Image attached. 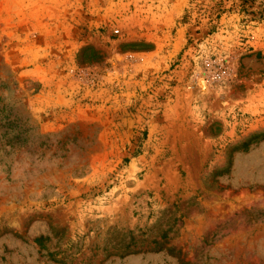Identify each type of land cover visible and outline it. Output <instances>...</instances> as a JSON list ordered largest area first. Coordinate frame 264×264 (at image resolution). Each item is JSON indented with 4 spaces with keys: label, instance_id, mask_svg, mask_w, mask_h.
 Returning <instances> with one entry per match:
<instances>
[{
    "label": "rangeland",
    "instance_id": "1",
    "mask_svg": "<svg viewBox=\"0 0 264 264\" xmlns=\"http://www.w3.org/2000/svg\"><path fill=\"white\" fill-rule=\"evenodd\" d=\"M263 136L264 0H0V264H264Z\"/></svg>",
    "mask_w": 264,
    "mask_h": 264
},
{
    "label": "trees",
    "instance_id": "2",
    "mask_svg": "<svg viewBox=\"0 0 264 264\" xmlns=\"http://www.w3.org/2000/svg\"><path fill=\"white\" fill-rule=\"evenodd\" d=\"M29 139H30V137L27 138V137H24L22 134H20L19 136L16 135L15 137L11 138V142L10 143L15 142V141L18 142V143H24V142H27ZM263 139H264V136H263ZM248 146H249V143H245L244 144L245 148H248ZM37 242L40 245H43L44 239L43 238H39V239H37Z\"/></svg>",
    "mask_w": 264,
    "mask_h": 264
}]
</instances>
